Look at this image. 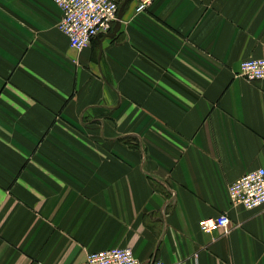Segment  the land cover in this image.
<instances>
[{
  "label": "crops",
  "instance_id": "0c3cea01",
  "mask_svg": "<svg viewBox=\"0 0 264 264\" xmlns=\"http://www.w3.org/2000/svg\"><path fill=\"white\" fill-rule=\"evenodd\" d=\"M118 2L77 50L54 0H0V264H264V205L228 192L264 167V78L239 74L264 0Z\"/></svg>",
  "mask_w": 264,
  "mask_h": 264
},
{
  "label": "built area",
  "instance_id": "2783aa9c",
  "mask_svg": "<svg viewBox=\"0 0 264 264\" xmlns=\"http://www.w3.org/2000/svg\"><path fill=\"white\" fill-rule=\"evenodd\" d=\"M119 0H54L61 9L60 29L69 37L70 45L81 50L100 33L110 31L118 18ZM150 0H140L136 11H143ZM239 74L247 79L264 78V57L246 58L240 63ZM233 204L246 208L264 205V167L254 168L235 179L228 187ZM232 221L227 212L199 220L204 232L229 231ZM34 264H44L37 262ZM75 264H166L163 259L140 260L132 247L112 245L88 253L84 261Z\"/></svg>",
  "mask_w": 264,
  "mask_h": 264
}]
</instances>
